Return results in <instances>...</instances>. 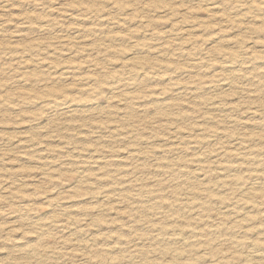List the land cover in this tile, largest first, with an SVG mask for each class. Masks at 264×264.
Returning <instances> with one entry per match:
<instances>
[{"label":"rangeland","instance_id":"374dc122","mask_svg":"<svg viewBox=\"0 0 264 264\" xmlns=\"http://www.w3.org/2000/svg\"><path fill=\"white\" fill-rule=\"evenodd\" d=\"M0 264H264V0H0Z\"/></svg>","mask_w":264,"mask_h":264}]
</instances>
